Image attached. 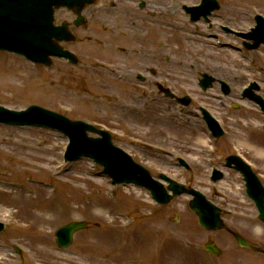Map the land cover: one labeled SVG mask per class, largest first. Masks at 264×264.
Here are the masks:
<instances>
[{"label":"rangeland","instance_id":"374dc122","mask_svg":"<svg viewBox=\"0 0 264 264\" xmlns=\"http://www.w3.org/2000/svg\"><path fill=\"white\" fill-rule=\"evenodd\" d=\"M217 1L220 9L212 13L209 28L203 20L191 23L182 10L199 0H98L85 12L87 28H73L79 42L65 46L78 56L79 65L54 60L45 68L0 53V105L14 110L39 105L108 131L113 143L153 176L164 173L222 207L226 223L264 250V224L245 194L241 176L223 164L227 155L238 154L264 186V116L240 95L248 81H255L264 98V45L248 51L241 40L222 30L223 26L247 32L256 14L264 18V0ZM140 2L145 4L143 9L138 7ZM72 18L64 9L56 16L58 22ZM203 73L225 81L230 94L222 95L217 84L202 91L197 82ZM139 74L143 81L137 79ZM157 84L174 95H189L191 104L176 106L159 94ZM200 107L225 130L219 140L208 135ZM199 141L205 145L199 146ZM65 143V136L53 130L0 125V190L4 192L0 222L5 224L0 233V264H87V255L93 254V236L103 232L112 218L115 225H125L124 214L130 222L124 228L128 233L145 231L158 225L159 219L166 223L167 231L152 235V248L172 257L173 264H264V256L238 247L227 233L200 229L187 207L188 196L159 206L142 188L125 185L113 189L101 167L89 158L69 163L56 176L51 170L63 166ZM176 157L186 160L191 170L179 167ZM212 165L224 173L216 183L209 179ZM39 167L46 171L38 173ZM4 183L23 191L33 188L41 196L38 209L50 206L66 213L50 228H25L32 209L6 207L4 201L14 189L3 187ZM51 193L54 200L47 203ZM138 198L150 202V209L143 210ZM18 209V214L10 215ZM71 221H85L87 228L74 235L69 248L61 250L54 233ZM44 229L48 231L47 247L37 240ZM207 240L222 250L221 256L202 249ZM14 247L21 250L20 255ZM47 248L54 256L41 253Z\"/></svg>","mask_w":264,"mask_h":264},{"label":"water","instance_id":"95a60500","mask_svg":"<svg viewBox=\"0 0 264 264\" xmlns=\"http://www.w3.org/2000/svg\"><path fill=\"white\" fill-rule=\"evenodd\" d=\"M94 0H0V50L21 54L29 60L50 65V56L65 58L70 64H77L76 57L66 52L60 45V41H74L73 36L68 31L67 24L56 27L53 23L54 11L66 7L77 15L74 22L76 26L84 25V19L81 16L82 10L91 4ZM218 6L214 0H205L203 10L199 7L188 8V12L192 13V17L198 18L201 14L207 15ZM257 26L253 32L248 35L239 34L238 36L252 38L255 40L254 45L248 46L250 49L257 48L261 42H264V21L260 17H256ZM213 79L204 75L200 84L203 88L211 85ZM225 86V87H224ZM257 88L253 86L251 89ZM251 89L249 95L256 103L258 102L264 110V101L252 94ZM223 91L228 93V88L223 84ZM185 104L188 99L182 100ZM205 118L215 130L217 136L222 135V131L216 122L202 110ZM0 123L10 124L14 126H46L56 128L72 138V152L69 153V159L75 160L81 156H89L104 167V171L114 178L115 182L130 183L133 182L141 185L151 191L152 195L161 203L167 204L173 197L188 193L194 196L189 202L190 209L198 216L199 224L204 229L220 230L226 226L219 218V210L212 204L207 202L205 198L194 190H186L180 184L172 180L169 182L168 189L173 195L169 196L162 187L152 184L149 181L147 173L140 167L134 165L128 157L122 152L113 148L110 144V136L106 132H99L103 139H91L86 136L87 131H96L92 126L82 122H74L67 120L52 112L42 108L31 106L25 111L17 112L0 107ZM235 163L236 168L240 170L247 182V192L256 203L260 213V219L264 221V191L258 184L257 180L238 158H230L228 164ZM217 173L215 178H219ZM85 224L72 223L58 232V243L60 246L70 244L71 234ZM0 225V230L2 229ZM229 231V230H228ZM237 242L243 246L257 251L248 242L242 240L237 234L232 233ZM205 248L214 254L219 251L212 244L205 245Z\"/></svg>","mask_w":264,"mask_h":264},{"label":"bare ground","instance_id":"6f19581e","mask_svg":"<svg viewBox=\"0 0 264 264\" xmlns=\"http://www.w3.org/2000/svg\"><path fill=\"white\" fill-rule=\"evenodd\" d=\"M135 109H133L134 111ZM175 117L172 116L171 120H174ZM178 119V118H177ZM205 142L199 141V146H204ZM27 149V148H26ZM26 169L21 170L23 172ZM38 173L45 172L46 170L42 167L37 168ZM3 187H9L14 189L13 195L8 200L4 201L6 203V207L11 206H27L32 209L31 212V223L28 227H42V228H50L52 227L57 220L61 217V215L65 214L66 210L59 208H43L41 212L37 213L38 210V202L40 201V196L32 195L34 193V189H27L26 191L18 190L14 185H5L2 184ZM16 189V190H15ZM4 193L3 190H0V198H2L1 194ZM52 194L49 195V198L46 200L53 201ZM140 205L143 209H150V202L143 201L138 198ZM68 212H72V210ZM18 211L10 212V215H16ZM110 215V213H107ZM110 218V216H108ZM158 225H152L147 228V232H140V230L132 231L130 233L124 230L126 225H115V220L110 219L109 226L100 234L94 235L93 240L90 241L91 248L93 249V254H88L86 263L87 264H147L150 260H155L156 264H173L172 257H168V255L156 254V256L152 253V235L167 231L166 223L158 220ZM250 230L251 234L254 230L251 227H247ZM48 231L46 229L43 230V234L40 239H37L41 244L48 243ZM47 247V246H46ZM41 253L46 256H54V253L47 249H42ZM78 255L80 253H77Z\"/></svg>","mask_w":264,"mask_h":264}]
</instances>
